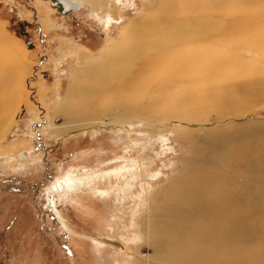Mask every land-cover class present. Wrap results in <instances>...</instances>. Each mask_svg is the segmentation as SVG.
<instances>
[{"label": "rangeland", "instance_id": "1", "mask_svg": "<svg viewBox=\"0 0 264 264\" xmlns=\"http://www.w3.org/2000/svg\"><path fill=\"white\" fill-rule=\"evenodd\" d=\"M65 1L71 7L83 6L80 19L84 24L80 23L79 30L72 27V11L61 16L51 0H0V37L15 55L11 62L15 77L0 91V96L9 100L6 119L0 124V264H62L64 256L72 259L62 246L68 243L78 252L81 264H164L158 252L163 247L159 237L168 232L160 206H165V191L173 192V187L179 191L181 178L188 169L193 170L196 158L200 159L191 157V152L207 150V145L194 143L204 142V136L216 130L241 125L253 131L254 124L264 134V46L256 39L261 32L255 31L249 43H235L239 47L227 55L230 59L218 77L220 82H216L217 67L212 66L192 88L162 81L136 93L142 95L146 106L148 100L152 104L166 99L156 110H172L174 115L149 120L137 111H123L113 117H98L85 132L54 136L52 132L66 123L53 109L65 98L74 74L83 77L81 85L89 84L78 66L80 53L102 62L109 46L128 35L131 22L145 16L148 4L157 12L155 0H128L117 10L113 0H108L107 7V0ZM96 2L102 3L99 8L94 6ZM79 10L75 7L74 13ZM24 34L31 35V41ZM73 37L79 38L76 43ZM226 49L222 47L221 53ZM209 73L216 83L206 79ZM228 96L238 97L247 108L220 116L215 107ZM179 112L186 117L178 116ZM191 113L193 116L187 117ZM247 143L254 145L251 139ZM254 152L264 156V145L256 144ZM21 153L26 154L25 159L19 157ZM230 164L234 175L224 184L218 170L209 167L194 175L201 172L196 177L200 175L202 180L206 176L205 181L217 175V184L209 179L208 187L219 189V183L224 191L218 192L238 197L233 206L237 204L239 215L232 219L228 214V221L231 219L232 225L244 220L249 223L248 234L256 237L249 247L253 254L264 257V205L255 200V188L248 194L245 186H240L248 169L239 162ZM253 169L264 178V173L255 166ZM233 258L240 259L238 264H264V260L251 263L246 259L248 263L237 255ZM213 262L221 264L217 259Z\"/></svg>", "mask_w": 264, "mask_h": 264}, {"label": "bare ground", "instance_id": "2", "mask_svg": "<svg viewBox=\"0 0 264 264\" xmlns=\"http://www.w3.org/2000/svg\"><path fill=\"white\" fill-rule=\"evenodd\" d=\"M109 1L107 0L106 7L109 6ZM113 1L117 10L119 7H124L128 0ZM101 4L96 2L94 6L99 8ZM154 7L157 8L156 13L150 10L152 4L147 5L145 16L131 22L128 35L122 39L121 43L109 46L102 56V62L99 59L100 62L94 58L89 59V55L80 53L78 66L82 74L84 71L89 84L81 85L80 80L83 77L79 73L74 74L73 82L65 98L61 102H55L53 113L62 115L66 126L54 130L52 132L54 136H64L77 130L85 132L92 127L91 125L94 124L92 121L98 117L103 115L113 117L123 111L132 113L137 111L138 114L149 120H156L164 115H174L172 110H170L171 112L156 110L162 102H167L166 99L150 104L149 100L144 98L147 101L146 106L143 103L142 95L139 97L136 93L138 91L144 93L162 81L169 85L179 83L192 88L208 73L212 66L213 68L217 67L216 82H220L222 80L218 77L226 67L225 62L230 59L227 55L234 48L239 47L238 44H235L236 42L246 41L249 43L254 32L257 31L261 34L256 39L262 40L264 46V11L259 10L264 7V0H155ZM6 42L0 37V91L6 90L10 78L15 77V74H12L14 65L11 63L15 58L14 50H10L11 47ZM222 47L227 48L225 53H221ZM164 67L166 70L160 73ZM210 76L209 73L206 79ZM208 81L216 83L212 78H209ZM5 98L7 99V97ZM224 98L227 100H220L218 107H215L219 109L220 116L234 115L238 111L236 108L239 107L243 110L247 108L246 104L238 97ZM6 99L0 96V118L2 115L0 124L4 122L7 115L6 102L9 100ZM193 100L197 101V98H193ZM208 103L209 101L206 102V104ZM175 112L177 113V111ZM180 113L178 116L186 117V114ZM192 116L193 114L187 115V117ZM251 129L253 131L245 125L225 128V131L219 129L204 136L203 139L206 141L194 143L195 145L208 146L207 150L206 148L202 150L196 148L191 152V157L196 158L198 155L200 159L196 158L193 170L188 169L187 172L186 169L188 174L186 175L185 172L186 176L181 178L183 181L180 182V190L174 191L172 186L173 192L168 189L169 191H165V196L162 198L165 206L162 202V204L160 203L159 213L165 219L162 221H164L163 224L167 227L168 232L165 231L167 234L163 233L160 237L158 236L163 243V247H160L158 252L159 256L163 260L165 259L166 263L164 264H214L213 260L215 259L219 260L221 264H238L241 261L234 259L235 255L242 257L245 262L246 259H249L251 263L264 260L262 255L253 254V248L249 247L256 237L248 234L250 227L246 229L249 226V223L244 222L246 217L244 219L241 217L244 221L241 220L243 222H237L234 225H232L231 219L228 221V214L232 219L237 214L239 215L237 204L235 207L233 206L238 197L233 199L232 194V196H226V191L225 194L218 192L223 189V185L219 183L217 185L219 189L215 187L214 183L215 188L208 187L211 185V181L216 183L217 175L213 176L214 180L210 179V176L211 181L207 178L209 182L207 179V181L203 180L206 178L204 175H202L204 177L202 180L198 178L200 175L196 177L199 172L196 176L194 175L196 170L204 171L209 167L215 171L218 170L219 180L224 184L225 180L234 175L230 162H239L242 167L248 169L245 170L246 178L240 186L244 185L245 189L249 191L248 194L255 188V200L264 205V178L260 177L253 169L255 166L258 171L264 173V156L254 152L256 144L264 145V134H261L254 124ZM51 130H53L52 126L50 133ZM248 139L254 141L252 147L247 143ZM210 174L212 173L210 172ZM251 174L252 181H250ZM65 181L67 182V180ZM177 183L179 184V182ZM253 203L255 204V202ZM256 209L258 208L256 207ZM244 216L248 215L244 213ZM251 221L253 222V220ZM260 224L262 225V223ZM258 227L260 226L258 225ZM255 234L259 235L260 233L257 231ZM163 254L164 256H162Z\"/></svg>", "mask_w": 264, "mask_h": 264}, {"label": "flooded vegetation", "instance_id": "3", "mask_svg": "<svg viewBox=\"0 0 264 264\" xmlns=\"http://www.w3.org/2000/svg\"><path fill=\"white\" fill-rule=\"evenodd\" d=\"M70 4V3H69ZM50 5H52V3H50ZM52 7H53V5H52ZM80 8L81 10H79L80 12L79 13H74V8ZM54 9H56L57 10V12L61 15V16H64V15H67L68 14V12H70V11H72V14H73V16H72V19H71V24H72V27L76 30H79L78 29V27H79V25H80V23H83L82 21H81V19H80V17L81 18H83V6L82 5H74V6H72L71 7V4H70V9H69V11H66V13H64L63 12V9L64 8H62V7H59V8H57V7H53ZM76 16V17H75ZM84 24V23H83ZM20 25V27H22L23 25L22 24H19ZM41 30H42V35H41V38H42V36H43V27L41 28ZM23 37L24 38H28L30 41H31V35L30 36H28V35H26V34H24L23 35ZM79 38L77 37V38H74L73 37V41H75V43H76V40H78ZM30 44V43H29Z\"/></svg>", "mask_w": 264, "mask_h": 264}, {"label": "trees", "instance_id": "4", "mask_svg": "<svg viewBox=\"0 0 264 264\" xmlns=\"http://www.w3.org/2000/svg\"><path fill=\"white\" fill-rule=\"evenodd\" d=\"M36 230L37 229H35L33 231H36ZM62 246L64 248H66L68 251H70L71 255H72V259H68L67 256H64L62 259L60 258L62 264H81V262L79 260V254L73 246H71L69 243H68V245H62Z\"/></svg>", "mask_w": 264, "mask_h": 264}, {"label": "water", "instance_id": "5", "mask_svg": "<svg viewBox=\"0 0 264 264\" xmlns=\"http://www.w3.org/2000/svg\"><path fill=\"white\" fill-rule=\"evenodd\" d=\"M51 1L53 3V7H57V8L62 7V8H64L63 11H65V12L69 11V9H70L69 2H67L65 0H51ZM19 157L22 158V159H25L26 158V154L25 153H21L19 155Z\"/></svg>", "mask_w": 264, "mask_h": 264}]
</instances>
